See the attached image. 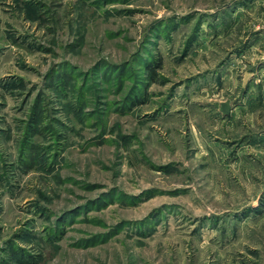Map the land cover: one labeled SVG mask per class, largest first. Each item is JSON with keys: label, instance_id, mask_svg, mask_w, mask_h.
Listing matches in <instances>:
<instances>
[{"label": "rangeland", "instance_id": "obj_1", "mask_svg": "<svg viewBox=\"0 0 264 264\" xmlns=\"http://www.w3.org/2000/svg\"><path fill=\"white\" fill-rule=\"evenodd\" d=\"M256 56L264 0H0V264H264Z\"/></svg>", "mask_w": 264, "mask_h": 264}, {"label": "crops", "instance_id": "obj_2", "mask_svg": "<svg viewBox=\"0 0 264 264\" xmlns=\"http://www.w3.org/2000/svg\"><path fill=\"white\" fill-rule=\"evenodd\" d=\"M234 58L230 59L231 63ZM231 63L228 64L231 76L243 71L241 79L234 81L241 93L234 100L217 104V116L224 115L229 127L242 124L244 141L249 142L251 148L264 151V56H256L246 69L239 62Z\"/></svg>", "mask_w": 264, "mask_h": 264}, {"label": "trees", "instance_id": "obj_3", "mask_svg": "<svg viewBox=\"0 0 264 264\" xmlns=\"http://www.w3.org/2000/svg\"><path fill=\"white\" fill-rule=\"evenodd\" d=\"M148 66V68L150 69V71L151 72H153L154 73V70H155V65L154 64H149V65H147Z\"/></svg>", "mask_w": 264, "mask_h": 264}]
</instances>
